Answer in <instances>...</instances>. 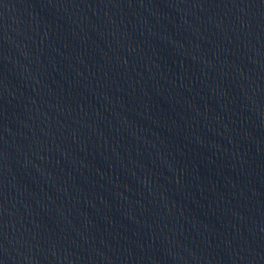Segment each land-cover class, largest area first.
<instances>
[{
    "label": "water",
    "instance_id": "obj_1",
    "mask_svg": "<svg viewBox=\"0 0 264 264\" xmlns=\"http://www.w3.org/2000/svg\"><path fill=\"white\" fill-rule=\"evenodd\" d=\"M37 2L38 0H0V63Z\"/></svg>",
    "mask_w": 264,
    "mask_h": 264
}]
</instances>
